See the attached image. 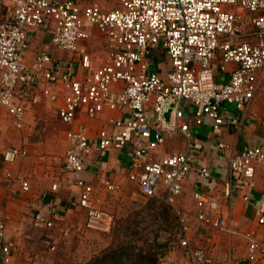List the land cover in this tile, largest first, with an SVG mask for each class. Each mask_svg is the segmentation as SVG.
<instances>
[{"label": "built area", "instance_id": "1", "mask_svg": "<svg viewBox=\"0 0 264 264\" xmlns=\"http://www.w3.org/2000/svg\"><path fill=\"white\" fill-rule=\"evenodd\" d=\"M10 1L13 20L0 24V104L17 129L26 128L29 110L49 103L56 104L60 121L72 126L67 132L70 146L64 167L77 175L75 183L81 191L72 202L85 209L86 227L100 233L113 229L115 214L105 205L102 194L120 189L106 174L95 186L84 179L81 173L87 158L95 148L129 150L133 154L129 178L137 182L145 197L161 199L175 208L181 223L180 244L190 264H213L204 248L191 245L186 216L177 207L196 159L192 126L183 121V103L193 104L197 124L208 117L216 135H222L226 126L241 129L264 77V0H119L111 9L76 0ZM43 28L50 31L56 49L78 53V60L75 56L57 62L50 51L42 50L28 63L24 49L29 35ZM96 30L112 44L99 66L81 45ZM151 47H160L169 57L167 76L149 60ZM218 54L222 69L235 64L226 82L217 76L214 60ZM59 87L64 92L62 101ZM172 101L174 118L166 122L162 114ZM106 109L120 110L122 115L109 117L94 140L88 124L76 122L78 115L94 118ZM177 131L186 136L187 151L155 159L153 154L166 137ZM228 147L225 141H218L219 157L228 158L231 183L238 188L252 186L257 164L264 161V145L247 143L231 154ZM27 155L28 149L22 146L10 145L3 152L7 163ZM198 171L211 177L205 165L198 166ZM8 177L19 180L23 190L30 189L25 178L13 177L11 172ZM232 184L225 199L230 198ZM195 198L202 222L232 232L224 217L212 218L205 212L206 205L218 206L216 200L199 191ZM244 198L249 200V194ZM36 220L52 224L41 212ZM259 222L264 224V215ZM168 232H159L165 237L158 240H169L172 234ZM243 234L249 241L250 259L264 260V240L254 232ZM5 236L0 224V264H10L16 249Z\"/></svg>", "mask_w": 264, "mask_h": 264}, {"label": "crops", "instance_id": "2", "mask_svg": "<svg viewBox=\"0 0 264 264\" xmlns=\"http://www.w3.org/2000/svg\"><path fill=\"white\" fill-rule=\"evenodd\" d=\"M78 2L82 5L97 3L106 9H111L119 5V0H116V5L113 7H110L114 2L111 0H87L84 3L81 1ZM12 20V2L10 0H0V24ZM105 37V35L96 30L91 39L81 41V45L85 46L87 51L92 54V59L96 66L104 62L111 49L112 44ZM50 38V31L47 28L40 29L29 35V39L27 40L28 45L24 49V55L28 63H32L37 53L42 50L50 51L57 62L75 56L77 57L76 60H78L79 55H76L78 53L56 49L51 43ZM220 59L221 57L218 54L214 60L217 76L221 82H226L235 64L230 63L226 65V69H222ZM149 60L154 63V66L162 76H167V73L171 69V62L163 49L160 47H151ZM59 91H61L60 101H62L64 92L60 87ZM255 101L256 96L244 115L241 129L226 126L222 135L214 134L209 123V118L206 116L203 124H197L195 121V107L188 101H184L183 103L185 109L183 121L189 122L192 126L191 135H193V143L195 145L193 152L196 159L193 171L183 183L184 190L178 197L177 207L182 209L181 212L187 219V213L181 207L182 200L186 207H193L192 205L195 203L198 218V205L195 193L199 191L206 197L216 200L218 203L216 208H211L206 205L204 207L205 212L212 218L224 217L232 229V232L226 233L229 236L228 241L221 245L230 254V260L228 262L222 261V257L218 259L215 254L216 259L221 261V263H217L215 256H211L206 248L195 246L191 242L193 247L204 248L213 258V264H264V260L261 258L250 259L249 241L243 234V232H254L259 239L264 240V224L259 222L260 217L264 215V161L257 164L252 181L254 184L250 187L245 188V186H242L238 188L231 183L232 175L228 158H220L219 154L221 150L218 148L219 140H223L229 145L228 152L230 154L242 150L247 143L264 145V117L256 114L254 108ZM51 105L56 109V104L49 103L29 110L26 114L27 124H29L28 119H30V114L33 113V117L38 119L42 118L43 114L49 111L44 106ZM0 108L5 111L14 126L9 112L1 104ZM228 108L230 111L236 112L233 105H228ZM49 112L52 114L51 111ZM121 115L122 111L117 109H106L94 118L80 113L76 122L85 121L90 129V137L96 140L99 129L107 124L109 117H119ZM61 124L62 135L52 134L44 142H39L34 145L28 144L29 137L24 132L17 141L19 145H12L26 147L28 149L27 156L21 157L13 163H7L2 155V162L0 164V224L4 225L5 237L16 244V249L13 252L12 262L10 264H18V261H13L14 258L16 259L18 253L22 252L28 256L27 253L31 251V248L36 243H39V240L42 238V232L45 229H53L50 236L60 238L64 234L71 233L62 230L64 229V224L79 225L81 224L80 218L82 217L86 225L87 214L85 209L72 202L81 191L80 187L75 183L77 175L74 172L67 171L64 167L65 154L70 146L67 132L72 126L62 122ZM15 129L17 131L25 130V128L17 129L16 127ZM183 134V132L177 131L171 136H167L164 144L153 154V157L155 159H161L174 153L187 151L188 140ZM58 143L61 144L58 145ZM132 155V152L129 150L122 151L116 148L99 150L95 148L87 158V167L81 173V176L88 182L94 184V186L99 184L101 176L105 174L111 176L113 181L120 186V189L105 191L102 194V198H105L106 192L117 193L119 191H127V189L133 191L134 188L139 190L137 182L129 178L132 170ZM200 165H205L210 168L212 173L211 177L206 178L200 175L198 171V166ZM8 172H11L13 177H23L29 181L30 189L28 191L23 190L20 181L10 179ZM54 184H57L56 189L52 188ZM231 184L230 198L225 199V194L228 192L229 185ZM245 194H249V200L244 198ZM38 212L43 213L46 220L51 221L52 224L38 222L36 220V214ZM202 223L205 224L204 222ZM217 253L220 254L221 252L219 251ZM182 255L186 263L190 264V260L185 257L183 251Z\"/></svg>", "mask_w": 264, "mask_h": 264}, {"label": "rangeland", "instance_id": "3", "mask_svg": "<svg viewBox=\"0 0 264 264\" xmlns=\"http://www.w3.org/2000/svg\"><path fill=\"white\" fill-rule=\"evenodd\" d=\"M78 1L84 3L87 0ZM111 1L114 2L110 7L115 6L116 0ZM44 107L52 114L45 112L39 119L33 117V113L30 114L29 124L23 131H17L8 115L0 108V164L4 149L12 144L19 145L17 141L24 132L28 134V144L32 145L44 142L52 134L62 135V124L55 107ZM254 108L257 115L264 117V77L256 95ZM104 199L107 208L115 214V224L110 232L100 233L88 229L81 217L79 225L64 224L62 230L71 233L64 234L63 237L50 236L53 229H45L39 243L27 253L28 256L21 252L22 254L18 253L13 261H18V264H94L98 259L101 263L111 261L112 258L107 255L113 251L122 254L124 264H151L148 259L142 258L141 254L152 256L156 259V264H187L182 255L179 240L181 223L175 208L161 199L145 197L137 188L133 191L127 189L124 192H106ZM192 206L186 207L182 200L181 207L187 213V233L192 244L204 247L211 256L216 254L218 259L222 257V261L228 262L230 254L221 245L228 241L229 236L226 233L230 232L200 222L196 215L195 203ZM179 210L182 211L180 207ZM164 229L172 234L165 247L160 245L159 242L162 241L158 240L165 237V234H159ZM219 251L220 254L217 253ZM216 261L221 263L217 259Z\"/></svg>", "mask_w": 264, "mask_h": 264}, {"label": "trees", "instance_id": "4", "mask_svg": "<svg viewBox=\"0 0 264 264\" xmlns=\"http://www.w3.org/2000/svg\"><path fill=\"white\" fill-rule=\"evenodd\" d=\"M152 199H155V198H152ZM167 204V203H166ZM169 205V204H168ZM171 206V205H170ZM172 207V206H171ZM168 243H169V241H165V242H159V244L160 245H162V246H166V245H168ZM112 254H108L107 256L109 257V258H112V260L111 261H103L102 263L99 261V259L98 260H96L95 262H94V264H124L123 263V259H122V254H116L115 252H111ZM141 257L142 258H144L145 260L146 259H148V261H150L151 262V264H156V259L155 258H153L152 256H150V255H142L141 254ZM140 257V258H141Z\"/></svg>", "mask_w": 264, "mask_h": 264}, {"label": "water", "instance_id": "5", "mask_svg": "<svg viewBox=\"0 0 264 264\" xmlns=\"http://www.w3.org/2000/svg\"><path fill=\"white\" fill-rule=\"evenodd\" d=\"M174 105L175 101L170 102L162 114L166 122H170L174 118Z\"/></svg>", "mask_w": 264, "mask_h": 264}]
</instances>
